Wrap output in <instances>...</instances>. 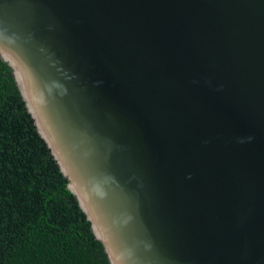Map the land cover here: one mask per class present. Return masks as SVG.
Listing matches in <instances>:
<instances>
[{"label":"water","instance_id":"1","mask_svg":"<svg viewBox=\"0 0 264 264\" xmlns=\"http://www.w3.org/2000/svg\"><path fill=\"white\" fill-rule=\"evenodd\" d=\"M0 57L111 264H264V0H0Z\"/></svg>","mask_w":264,"mask_h":264},{"label":"trees","instance_id":"2","mask_svg":"<svg viewBox=\"0 0 264 264\" xmlns=\"http://www.w3.org/2000/svg\"><path fill=\"white\" fill-rule=\"evenodd\" d=\"M0 57V264H111Z\"/></svg>","mask_w":264,"mask_h":264}]
</instances>
